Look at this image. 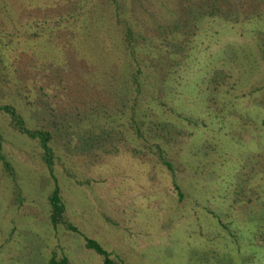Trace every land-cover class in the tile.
<instances>
[{
    "label": "rangeland",
    "instance_id": "374dc122",
    "mask_svg": "<svg viewBox=\"0 0 264 264\" xmlns=\"http://www.w3.org/2000/svg\"><path fill=\"white\" fill-rule=\"evenodd\" d=\"M198 1L0 0V104L51 149L0 109V264H264V0Z\"/></svg>",
    "mask_w": 264,
    "mask_h": 264
},
{
    "label": "trees",
    "instance_id": "16d2710c",
    "mask_svg": "<svg viewBox=\"0 0 264 264\" xmlns=\"http://www.w3.org/2000/svg\"><path fill=\"white\" fill-rule=\"evenodd\" d=\"M199 10L206 15L212 16V17H221L226 20L231 19L233 15L231 12V7L229 5H226V0H199ZM231 14V17L229 16ZM222 15V16H221ZM237 18V17H235ZM235 20V19H233ZM125 35H124V43L128 47L131 43V35L128 27H124ZM215 72L218 73V70L213 69ZM131 79L135 80V72L131 73ZM133 77V78H132ZM0 109H4L9 112L10 118H9V124L14 127L15 129L25 132L32 136H37L40 142V145L42 147V157L47 162H51V149L48 145L47 140L49 139V133L45 129L35 128L31 129L26 127L18 114L15 112L14 108L11 105L8 104H0ZM175 189L177 190V185L174 184ZM177 193L179 195V191L177 190ZM49 202H50V216L52 222H62L65 227L71 229V230H77L76 226L71 224L69 221H67L62 216V210H63V203L60 200V197L58 195V191L56 187L53 188L52 192L49 194ZM83 243L86 247L92 248L95 252L101 255L103 264H120L118 262L113 261L109 257V252L102 248L93 238H90L86 235L83 236ZM47 264H68L67 259L64 256H60L58 258H55L54 256H50L48 258Z\"/></svg>",
    "mask_w": 264,
    "mask_h": 264
}]
</instances>
